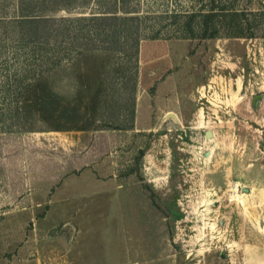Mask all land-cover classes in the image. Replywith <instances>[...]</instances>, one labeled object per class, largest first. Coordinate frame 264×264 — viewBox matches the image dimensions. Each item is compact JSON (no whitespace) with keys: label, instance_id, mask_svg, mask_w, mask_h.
<instances>
[{"label":"rangeland","instance_id":"1","mask_svg":"<svg viewBox=\"0 0 264 264\" xmlns=\"http://www.w3.org/2000/svg\"><path fill=\"white\" fill-rule=\"evenodd\" d=\"M47 1L70 36L28 43L0 0V264H48L96 175L117 198L85 211L84 264H135L108 260L118 211L151 264H264V0ZM113 15L139 50L75 38Z\"/></svg>","mask_w":264,"mask_h":264},{"label":"trees","instance_id":"2","mask_svg":"<svg viewBox=\"0 0 264 264\" xmlns=\"http://www.w3.org/2000/svg\"><path fill=\"white\" fill-rule=\"evenodd\" d=\"M125 3L128 0H120ZM49 4L47 0H21L20 8L21 14L17 19V26L19 28V38L28 43H42L49 41L52 35H67L70 36V27L59 24L56 27V19L46 17L39 14L40 9H44ZM226 14H219L210 12L206 15V19L201 22L203 27V37H218L219 26L218 23H213L218 16ZM228 15V14H227ZM112 16V15H111ZM95 16L93 22L83 25V30L89 27V30L83 31V38L76 35V39H83L91 43L103 41L111 46H117L119 51H126L129 47H134L139 50L140 38L135 37L134 34L139 33V25L136 23L137 17L132 16ZM86 17H83L85 20ZM208 19V20H207ZM97 20V23L94 21ZM192 26V22L187 23ZM212 26V32L208 33L209 27ZM72 37V36H71Z\"/></svg>","mask_w":264,"mask_h":264},{"label":"crops","instance_id":"3","mask_svg":"<svg viewBox=\"0 0 264 264\" xmlns=\"http://www.w3.org/2000/svg\"><path fill=\"white\" fill-rule=\"evenodd\" d=\"M88 169H91V168L88 167ZM94 169L97 170V166H94ZM92 174H94V172H92ZM82 181H83V186H87V187H82L79 190V193H81L82 198L80 201L81 205H78L79 206L78 211H80L81 213L84 211L83 217L81 215L78 216L77 214L79 212L76 213L77 211L73 212L71 216L68 215L71 218H77V217L81 218V222L80 221L78 222L75 221L74 223L72 222L73 223L72 228L69 229L71 232L68 238L69 241L65 243L67 244V246L65 245V247L60 248V245L58 246L59 243L58 242H57L58 244L55 243V247L53 248V251L49 253L48 264H55V261H58L57 263L59 264H68L66 260L67 258H70V256L72 257L75 263L84 264L85 263V260H84L85 257L83 258L84 250L89 244V241L85 239V237H83V232L85 236V229H86L85 226H87L86 224L87 222H85V220L88 218L87 215L85 214L86 213L85 211L91 209L93 210L92 215L94 216L99 215L102 217L101 219H103L104 212L112 205V201L117 198V195L110 190L103 191V190L97 189L98 185H101V181H102V179H100V177H98L97 175L96 176H83ZM101 196H102V200H99ZM94 201H95L94 204L89 205L91 202H94ZM118 212H117L118 217L116 214V219H117L116 224H118L117 230H119L120 232L121 240L119 241L118 249L117 247H115L113 252H110L108 254V257H109L108 260L115 261L117 260L116 259L117 257L124 256L127 259H129V261H132V258H135L136 259V261L134 262L135 264H151V261H150L151 257L146 258V257H143L142 254L138 253V249L136 248L137 241L135 239V235L133 238L126 237V232L124 228L125 227L124 214L122 212L121 213H118ZM70 222L71 221H69V223ZM121 222L122 224H120ZM133 234H135V232ZM114 241L118 242L116 238L113 239V242ZM159 260H162V259H159ZM158 263L161 264V262H157L156 264Z\"/></svg>","mask_w":264,"mask_h":264},{"label":"water","instance_id":"4","mask_svg":"<svg viewBox=\"0 0 264 264\" xmlns=\"http://www.w3.org/2000/svg\"><path fill=\"white\" fill-rule=\"evenodd\" d=\"M207 137H209V138H212L213 137V132L212 131H207Z\"/></svg>","mask_w":264,"mask_h":264},{"label":"bare ground","instance_id":"5","mask_svg":"<svg viewBox=\"0 0 264 264\" xmlns=\"http://www.w3.org/2000/svg\"><path fill=\"white\" fill-rule=\"evenodd\" d=\"M210 154H211V152H208V154H207V155H208V156H210Z\"/></svg>","mask_w":264,"mask_h":264}]
</instances>
